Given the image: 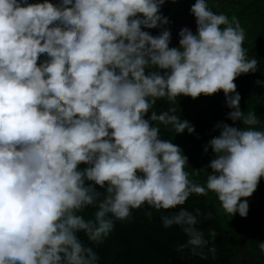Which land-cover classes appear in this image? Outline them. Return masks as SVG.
<instances>
[{
    "label": "clouds",
    "instance_id": "obj_1",
    "mask_svg": "<svg viewBox=\"0 0 264 264\" xmlns=\"http://www.w3.org/2000/svg\"><path fill=\"white\" fill-rule=\"evenodd\" d=\"M164 3L0 0V264H98L78 234L98 245L115 220L145 203L175 209L212 192L226 213L247 215L246 198L264 179V130L253 111L240 110L234 80L256 73L257 59L242 46L238 19L206 0L190 8L195 33L181 28L169 47ZM217 92L233 124L215 125L219 134L203 149L212 151L211 172L193 171L206 174L201 185L157 125L192 134L176 114L177 98ZM161 99L170 107L157 113ZM86 207L96 209L93 219L80 214ZM199 215L180 208L159 219L187 237L176 251L214 258L217 234L205 238ZM257 247L264 253V242Z\"/></svg>",
    "mask_w": 264,
    "mask_h": 264
},
{
    "label": "trees",
    "instance_id": "obj_2",
    "mask_svg": "<svg viewBox=\"0 0 264 264\" xmlns=\"http://www.w3.org/2000/svg\"><path fill=\"white\" fill-rule=\"evenodd\" d=\"M241 1V4H240ZM42 2V0H29V3ZM57 3V0H50ZM189 0H165L161 6L160 13L168 18L169 28H173L183 17L190 15ZM229 3L236 5L231 11L240 22L245 31L243 47L246 49L248 58L257 59V72L242 74L234 83L236 92L240 94L239 107L242 112L253 111L260 124L257 129L264 130V86L256 84V81H264V0H232ZM152 35H157V29L147 30ZM39 63V60H38ZM170 104L166 99L157 100L152 110L157 113L166 111ZM178 110L176 114L182 121H188L194 132L188 134H175L170 126L157 125L160 127V135L163 139H171L177 145L184 156L187 157L185 171L189 173V179L194 183L203 185L206 181V174H193V171L204 168L205 172H211L205 166L210 162L208 152L203 151L207 142L219 134L214 130L218 122L232 125L233 122L226 119L228 109L225 106V98L222 92L211 96H198L195 99L187 96L177 98ZM150 113L145 114V119ZM235 126L239 127V122ZM84 166L81 165V168ZM100 199H103V190ZM255 200L264 207V179L258 183L256 190L246 200ZM184 208L189 212L199 210L198 227L205 232L215 230L217 236L213 241L216 248L215 257L211 254L207 259H200L198 256L189 254L188 249L183 252L176 251V248L186 242L187 237L177 227L165 229L160 222V215L178 212ZM95 208L86 207L80 213L85 220L93 219ZM151 212V218L145 215ZM248 222V226L245 224ZM248 229L246 242L241 239L240 231ZM81 241L93 248L99 257L98 264H233L231 257L247 253L252 256L253 264H264V253L257 247V242H264V211L257 207H248L245 217L238 214L226 213L216 195L208 192L200 196L191 194L183 205L175 209L155 210L146 203L140 208L131 210V214L123 221L115 220L113 230L100 244L88 241L83 233L78 234ZM246 244V245H245ZM243 245H245L243 247ZM211 246V245H210ZM206 251V250H205Z\"/></svg>",
    "mask_w": 264,
    "mask_h": 264
},
{
    "label": "rangeland",
    "instance_id": "obj_3",
    "mask_svg": "<svg viewBox=\"0 0 264 264\" xmlns=\"http://www.w3.org/2000/svg\"><path fill=\"white\" fill-rule=\"evenodd\" d=\"M185 1V0H184ZM232 2V0H206L209 8L217 13H223L225 15H227L229 18L233 17V14L231 13L232 10H234L236 8V5L233 3H229ZM195 3V0H189V2H187L186 4L189 5V8H191V6ZM241 4V1H240ZM165 27H167L170 32H171V40H170V44L169 47H174L178 45V37H177V33L179 32V30L181 28H189L192 30L193 33H195V21H194V17L190 14L189 16L183 17L179 23L175 24L173 28H169L168 25H166ZM212 153H209L208 155V159H212ZM247 204L248 207H257L258 210L260 211H264V207L262 204H260L259 202L255 201V200H247ZM248 226V222L245 223ZM236 230L240 231V235H241V239L243 242H246L247 239H249V237H247V231L248 229H240L238 227H236ZM246 245V244H245ZM243 245V247L245 246ZM252 256L253 255H240V256H235V257H231L230 261L233 264H253L252 263Z\"/></svg>",
    "mask_w": 264,
    "mask_h": 264
}]
</instances>
